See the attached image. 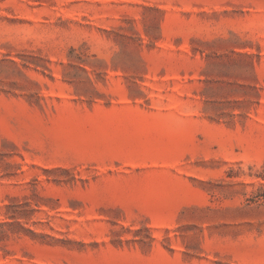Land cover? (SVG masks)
<instances>
[{
    "label": "rangeland",
    "instance_id": "obj_1",
    "mask_svg": "<svg viewBox=\"0 0 264 264\" xmlns=\"http://www.w3.org/2000/svg\"><path fill=\"white\" fill-rule=\"evenodd\" d=\"M0 264H264V0H0Z\"/></svg>",
    "mask_w": 264,
    "mask_h": 264
}]
</instances>
